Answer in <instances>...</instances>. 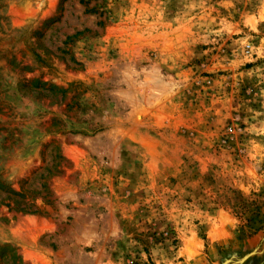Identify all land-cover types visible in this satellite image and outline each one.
Listing matches in <instances>:
<instances>
[{
	"label": "rangeland",
	"instance_id": "rangeland-1",
	"mask_svg": "<svg viewBox=\"0 0 264 264\" xmlns=\"http://www.w3.org/2000/svg\"><path fill=\"white\" fill-rule=\"evenodd\" d=\"M1 184L0 264H264V0H0Z\"/></svg>",
	"mask_w": 264,
	"mask_h": 264
},
{
	"label": "trees",
	"instance_id": "trees-1",
	"mask_svg": "<svg viewBox=\"0 0 264 264\" xmlns=\"http://www.w3.org/2000/svg\"><path fill=\"white\" fill-rule=\"evenodd\" d=\"M88 2H89V0L88 1L79 0V3L82 4V5L83 4H87ZM94 11H96V9H94V7L91 8V9H86V12H88V13H91V12L93 13ZM82 33L83 32H76L73 36H67L66 39L64 40V43H66L69 40L73 39V37L81 36ZM48 90H51V91H54V92H60L62 94V96L64 97L65 94L69 91V88L68 89H60V88H56L54 86H50L48 88ZM54 159H57L56 154L54 155ZM59 164H60V162L57 161L55 166L53 165L52 167L46 168V174H44V173L41 174L39 176L40 179H45L49 175L53 174L54 173L53 172V168L56 167ZM0 186H2V184ZM7 191L8 192H7V198L6 199H8L9 202L12 201V204H14V208H12V209H14L17 212H21V213H23L25 215H33V214H35L37 212L36 210H33L31 208L32 207L31 205H28L27 203H25V197L27 196V190L23 186H20V191L19 192H16V191L11 190L9 188L7 189ZM47 191H48V188H47V185L45 183H42L40 185V189L39 190H34V192L36 194H42L43 192H45V194L41 196L42 200H44V201H45L46 196L49 194V193H47ZM9 202L4 203V205L7 206L10 209Z\"/></svg>",
	"mask_w": 264,
	"mask_h": 264
}]
</instances>
